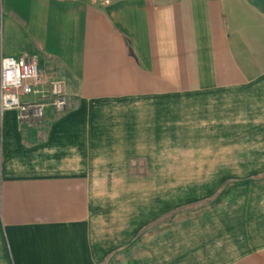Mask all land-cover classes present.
Here are the masks:
<instances>
[{"label":"crops","instance_id":"0c3cea01","mask_svg":"<svg viewBox=\"0 0 264 264\" xmlns=\"http://www.w3.org/2000/svg\"><path fill=\"white\" fill-rule=\"evenodd\" d=\"M2 57L69 105L0 104V264H264V0H0Z\"/></svg>","mask_w":264,"mask_h":264},{"label":"built area","instance_id":"2783aa9c","mask_svg":"<svg viewBox=\"0 0 264 264\" xmlns=\"http://www.w3.org/2000/svg\"><path fill=\"white\" fill-rule=\"evenodd\" d=\"M23 96H33L34 100L24 101ZM0 104L3 110H15L21 125L32 127L42 123L48 106L64 112L69 96L64 81L42 71L35 58L2 57Z\"/></svg>","mask_w":264,"mask_h":264},{"label":"rangeland","instance_id":"374dc122","mask_svg":"<svg viewBox=\"0 0 264 264\" xmlns=\"http://www.w3.org/2000/svg\"><path fill=\"white\" fill-rule=\"evenodd\" d=\"M240 150V149H239ZM245 151H246V153H245V155H246V157H245V160L246 161H249V159L248 158H250V156H248V152L249 153H254V158H255V160L256 159H260L261 160V162L262 163H245V164H243V170H244V172H248V171H251V170H255V171H264V147H261V148H251V149H247V148H245L244 149ZM229 151L230 152H232V150H231V148H229ZM257 155H260V156H258L257 157ZM240 164V163H239ZM237 165V164H230V167L232 166V167H236V166H241V165ZM240 171H242L241 169H240ZM213 182V184H214V186H215V184L217 183V181H212ZM219 182V181H218ZM207 185L208 184H210L209 183V181H207V182H205ZM204 184V183H203ZM205 185V184H204Z\"/></svg>","mask_w":264,"mask_h":264}]
</instances>
